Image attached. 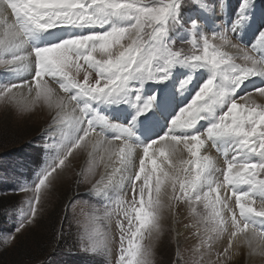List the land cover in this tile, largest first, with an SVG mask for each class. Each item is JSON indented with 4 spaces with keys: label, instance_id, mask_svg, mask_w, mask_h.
Returning a JSON list of instances; mask_svg holds the SVG:
<instances>
[{
    "label": "snow or ice",
    "instance_id": "snow-or-ice-1",
    "mask_svg": "<svg viewBox=\"0 0 264 264\" xmlns=\"http://www.w3.org/2000/svg\"><path fill=\"white\" fill-rule=\"evenodd\" d=\"M192 3L209 7L206 0ZM226 4L221 0V10ZM254 5L255 0H242L229 31L203 32L193 20L187 30L194 51L187 55L173 48L176 40L171 38L181 26L186 0H0V66L9 73L29 72L26 80L0 84V101L21 111L37 102L47 105L52 122L67 123L70 130L56 158L31 185L18 189L33 196L15 231L33 222L41 190L46 198L68 176L69 158L75 159L79 149L88 163L77 173L68 208L79 202L83 184L105 209L120 189L116 264H154L153 249L166 222L177 236L182 224L183 232L192 233L201 245L207 242L208 250L227 234L226 247L216 252L218 260L224 258L222 264L245 245L250 257H264V84L247 89L250 81H264V31L251 45L236 36L252 19L248 13ZM177 68L190 73L182 91L196 73L206 71L208 78L166 132L144 143L135 132L137 120L156 97L144 98L143 85L165 83ZM121 104L135 110L128 125L99 110ZM69 114L71 120H66ZM202 121L207 127L199 130ZM209 143L223 147L222 165L206 153ZM88 207L96 218L101 209ZM144 232L149 243L141 249L138 238ZM14 238L6 237L5 244ZM79 248L93 254L95 264H105L96 257L110 252V244L101 246L88 229L79 237ZM176 264L194 261L178 254Z\"/></svg>",
    "mask_w": 264,
    "mask_h": 264
},
{
    "label": "rangeland",
    "instance_id": "rangeland-1",
    "mask_svg": "<svg viewBox=\"0 0 264 264\" xmlns=\"http://www.w3.org/2000/svg\"><path fill=\"white\" fill-rule=\"evenodd\" d=\"M224 1L227 4L224 10H221V2L218 6V0H206V4L209 6L207 9L201 8L198 3H192V0H186L187 10L181 13V26L171 33V38L176 40L173 48L175 50L183 49L187 55L193 54L194 50L190 43L191 32L187 30L190 24L186 22L185 18L188 12L197 7L202 11L200 14L192 16V21L195 20L200 25L201 31L218 32L220 31L219 26H227L228 30H231L242 0ZM248 14L252 19L243 27L246 30L245 34L240 31L236 36L242 43L251 45L256 41L259 33L264 31V2H255ZM247 37H251V40L248 41ZM196 54L202 53L197 52ZM5 70L8 69L0 66V84L11 81L13 77L17 76V73H3ZM177 71H180L183 80L190 75L189 71L184 68H178ZM83 76L84 72L81 71L78 78L82 80ZM207 78V72L196 73V77L183 90L188 92L187 97H193L201 86L202 79L204 82ZM44 79L49 78L45 77ZM258 80L250 81L247 89L254 85L264 84V81ZM182 82L176 83L179 91H182ZM156 86L147 93L142 91L143 97L150 98L155 95L156 102L158 100L156 94L159 90V87ZM103 107L101 106L99 109L102 113L105 112ZM119 110L135 114V110L128 104L119 105ZM146 115L147 113L139 117H146ZM121 118L123 120L121 124L128 125L131 122V119ZM111 120L117 123L121 122L114 116H111ZM54 125L50 115L46 118L38 115L33 109L21 111L13 105L5 106L3 101H0V198H8L7 203L10 205L8 210L0 216V264H46L48 260H51L52 264H95L93 254L85 253L79 248V237L85 229L95 235L101 246L105 241L110 244L109 255L96 257V259L105 260V264H108V261H111V264H116L118 244L115 239L119 234L117 208L121 197L120 189L117 188L113 191L112 201L105 209L88 194L89 185L83 184L79 188V202L72 208H68V194L75 186L74 181L77 173L88 163L86 154H81L79 149L73 153L75 159L69 158L72 161V167L68 176L58 182L54 191L46 198L44 197L45 189L41 190L42 199L40 204L36 205L37 215L33 222L25 224L20 232L15 231L29 210L28 200L33 196L31 192L18 189L22 185H31L36 180L38 172L55 159L57 154L63 150V145L68 142L70 131L68 124L60 123V132L58 128L52 130ZM52 132L58 133L52 135ZM135 132L140 138V127L137 125ZM146 138L143 139L144 143L153 139L151 135ZM209 147L207 148L210 152L215 156L218 155L216 156L218 160L223 162L224 158L221 157V154L224 155L223 147L211 143H209ZM218 147L221 148L218 149ZM137 185L139 186V182ZM124 192L127 199L131 200L132 194L128 187L124 189ZM88 205L101 209L96 218H91ZM232 206H235V198H232ZM254 206L259 208V200ZM181 208L183 209V205ZM198 210L200 209L198 208ZM106 213H110V215ZM177 228L182 232L179 236L171 230L170 224L166 222L165 234L156 242L153 249L154 264H176L178 254L182 255L184 260L191 259L194 264H222L224 258L220 257L218 260L216 252L217 250L222 251L226 247L227 234L224 238L213 240L211 242L213 247L208 250L207 242L201 245L200 240L194 238L192 233L183 232L182 224L177 225ZM201 232H203V226ZM10 235H14L15 238L5 244V238ZM177 240L179 241V253ZM138 241L143 249L149 243L147 233H142ZM197 248L198 251L195 250ZM201 253H203L202 259ZM227 264H264V257H250L245 245L241 248L240 254L229 260Z\"/></svg>",
    "mask_w": 264,
    "mask_h": 264
},
{
    "label": "bare ground",
    "instance_id": "bare-ground-1",
    "mask_svg": "<svg viewBox=\"0 0 264 264\" xmlns=\"http://www.w3.org/2000/svg\"><path fill=\"white\" fill-rule=\"evenodd\" d=\"M244 36V35H243ZM238 37H240V36H238ZM8 72V70H5L3 73H7ZM29 77V72H27V71H25V70H23V69H21L18 73H17V76H15V77H13L12 78V80L13 79H27ZM259 81V80H258ZM257 83V82H256ZM248 86V85H247ZM14 91H16V90H14ZM172 93H174V91L172 92ZM258 103H259V101H258ZM30 109H33V111H35L38 115H42L43 117H48L50 114H49V109L47 108V105H45L44 107H40V104H39V102H37V104H36V106L34 107V108H30ZM32 111V110H31ZM120 114H122V113H120ZM124 115V114H123ZM121 116V115H120ZM158 117V115H156V114H153V115H150V116H148V117H143L142 119H141V121H145V122H148V121H153L152 122V125H155V119ZM66 120H71V114H69L66 118H65ZM60 123L61 122H56V123H54L55 125H54V127H52V130L53 129H59V132H60V130H61V127H60ZM160 132H161V134H163L164 132H165V130L163 129V127H161L160 128ZM58 132H52L51 134L52 135H56ZM145 139V138H144ZM148 142V141H147ZM210 148V147H209ZM209 148H207L206 149V153L208 154V155H210V156H212L213 157V159L216 161V163H217V165L218 166H220V165H222V163L223 162H221V161H219L218 160V158L216 157V156H218V155H216L215 156V154H212L211 152H210V150H209ZM221 148V147H220ZM219 147H218V149H220ZM86 156V155H85ZM184 157H185V159H188L189 157H188V154L185 152L184 153ZM85 159V158H84ZM71 160V159H70ZM221 162V163H220ZM113 179H117V178H113ZM126 187H128L127 186V184L126 183H124L123 184V188L125 189Z\"/></svg>",
    "mask_w": 264,
    "mask_h": 264
},
{
    "label": "trees",
    "instance_id": "trees-1",
    "mask_svg": "<svg viewBox=\"0 0 264 264\" xmlns=\"http://www.w3.org/2000/svg\"><path fill=\"white\" fill-rule=\"evenodd\" d=\"M28 139V138H26ZM8 198L2 197L0 198V216L3 215V213H5V211H7L8 207L10 206L7 202Z\"/></svg>",
    "mask_w": 264,
    "mask_h": 264
}]
</instances>
